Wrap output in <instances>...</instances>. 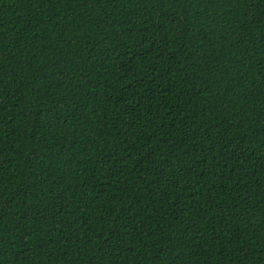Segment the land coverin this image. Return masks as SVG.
<instances>
[{
  "label": "trees",
  "instance_id": "trees-1",
  "mask_svg": "<svg viewBox=\"0 0 264 264\" xmlns=\"http://www.w3.org/2000/svg\"><path fill=\"white\" fill-rule=\"evenodd\" d=\"M0 264H264V0H0Z\"/></svg>",
  "mask_w": 264,
  "mask_h": 264
}]
</instances>
